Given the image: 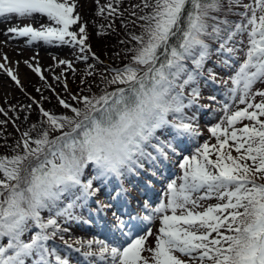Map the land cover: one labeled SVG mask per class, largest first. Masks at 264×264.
I'll list each match as a JSON object with an SVG mask.
<instances>
[{
  "label": "snow or ice",
  "instance_id": "obj_1",
  "mask_svg": "<svg viewBox=\"0 0 264 264\" xmlns=\"http://www.w3.org/2000/svg\"><path fill=\"white\" fill-rule=\"evenodd\" d=\"M95 3L97 15L111 18L97 35H106L117 18L125 29L132 26L119 41L122 66L97 70L104 62L92 50L76 0H0V19H47L5 34L28 45L73 48L87 65L81 84L90 93L70 91L66 72L75 76L77 69L68 59L54 65L65 71L52 72L68 98L57 92L35 62L37 53L35 63H24L63 111L45 108L42 101L51 97L37 88L41 100L29 97L19 109L27 121L36 106L35 122L22 130L17 108L0 106V264H72L54 241L73 249L65 234L81 221L77 210L112 182L119 197L125 179L162 176L170 154L179 157L180 174L168 180L163 199L155 206L144 201L143 214L113 212L109 239L77 241L75 252L87 248L85 264H264V87H257L264 86V0H139L123 11L124 0ZM214 55L219 59L209 67ZM2 59L0 72L22 88L9 57ZM216 67L231 74L219 77ZM88 77L99 80L88 84ZM218 82L225 86L218 101L223 117L208 128L216 143L183 155L201 135L196 113L207 107L200 104L201 85ZM8 124L19 133L11 143Z\"/></svg>",
  "mask_w": 264,
  "mask_h": 264
},
{
  "label": "rangeland",
  "instance_id": "obj_2",
  "mask_svg": "<svg viewBox=\"0 0 264 264\" xmlns=\"http://www.w3.org/2000/svg\"><path fill=\"white\" fill-rule=\"evenodd\" d=\"M107 2L108 0H100V4L102 5L106 4ZM138 2L139 0H124V4L121 10L123 11L124 8H129V5L136 4ZM80 3H84L88 8L91 9V13H89L87 17L84 18L82 17V18H83V22L87 23L88 25V31L91 37L90 43L92 45V50L96 53V55L100 58V60L104 62L103 66L97 65V70L102 71L104 66H111V67L122 66L127 61L124 60L122 56L121 57L116 56V53L123 52L125 45L120 44L119 41L127 39L126 33L130 30H133L132 26L129 25V28L125 29L121 25V19L117 18L115 20L113 29H108L107 27L105 28V31L107 33L106 35L103 36L97 35V32L100 30L98 26L100 24H105L107 26L111 18H109V20H105L103 17L97 15L98 9L95 0H80ZM130 11L131 9H129V11L124 12L123 20L125 22H127L131 18ZM23 20L27 21V19H23ZM24 25L25 24L21 23L20 26H24ZM35 26L38 27L37 25ZM135 31H139V29H135ZM61 49H63V52H58L54 54L52 53L50 54L49 52L44 51L50 54V56L48 55L50 57V60L44 61L43 60L44 57L41 56L38 50L28 45L26 39H22L19 42H15L13 41V39H10L9 36L5 39L0 38V60L3 61L2 58L5 54L9 57V61L11 62L9 66L13 67L14 70L18 73V76L22 84V88L20 86H17L11 80L10 77L0 72V106L5 108L15 107L19 111V109H21L24 105H27L32 102L29 99V97H34L36 100H41V93L36 91L37 88H40L43 90V95L51 97L50 103L48 101H42L44 107L47 109H53L54 107H56V98L51 92L46 90L45 82L42 81L36 73L32 72L28 68V66L24 63L25 60L33 62L31 58L33 56H37V53H38L37 61L35 62H38L39 65L44 69V74L48 78V82L52 83L53 86L56 87L57 92H60L62 95L65 96V98H68V95L63 92V85L61 84L57 86V83L52 79L53 71L57 75H59L62 71H65V66L54 67L57 61L59 59H68L73 61V64L77 69L75 76H73V73L70 70L66 72L70 91L72 93H80V90L84 89V91L80 94L82 95L90 94L87 91V85L81 84V78L84 74V71L87 68V65L84 62L75 59V50L73 48L68 46H63L61 47ZM53 57H55L56 60H54ZM217 59H219V57L214 55L212 57V60L208 62V66L214 67L213 62L216 61ZM17 62L19 63L17 64ZM88 63H95V61L89 60ZM216 72L218 73L219 77H223L227 79L228 70H222L219 67H216ZM87 79H88V84H94V82H98L99 77H95V78L88 77ZM211 87L212 84L202 83L201 85L203 99L200 100V104L205 105L207 107H204V109L201 108L199 112L196 113L198 117L197 123L199 125L201 135L196 140L191 142L192 145L191 148L196 147L197 145H202L205 141L209 142L210 144L216 143L215 138L211 136L210 132L208 131V128L214 125L215 123H217V121H219L223 117V113L218 111V109L221 106L220 103H218V101L223 99L222 92L224 89L223 88L224 84L222 82H218L216 92H212ZM257 87H264V86L258 85ZM92 91L95 93L98 92V89L93 87ZM211 95H216L217 101H212L208 99V97ZM35 107L36 106L33 105L34 110L32 112L30 120L27 121L23 119V117L27 114V112L19 111L21 120L18 123L21 124L22 130L27 129L31 122H35L36 120ZM56 110L63 111V109L58 107H56ZM193 111H195V109L189 110V115H191ZM9 115H16V113L10 111ZM0 119H4V117L0 116ZM246 122L247 121H245V123ZM9 133L12 134L8 136L10 143L15 138L19 137V133L15 132L14 126L12 124L7 125L6 134ZM164 138L166 139L167 137ZM1 150L4 151V149ZM186 155H190V154L188 153ZM172 157L175 158V156ZM146 167H148V165H146ZM140 176H144L146 178L147 175L145 173H141ZM210 202L211 201H208L206 203H210ZM112 220H113L112 215L107 216V218L105 219L106 226L109 225V222ZM93 228L95 229V226H93ZM94 229H91L89 233H81V234H86L84 235L85 237H88L91 234L90 235L91 237H89V239H106L105 237H101L100 233L97 234L96 231H94ZM152 230L153 233L155 234L157 230L156 224ZM76 240L81 241V237H77ZM148 243L154 246L155 243L154 237H149ZM93 250H96L95 245L93 246Z\"/></svg>",
  "mask_w": 264,
  "mask_h": 264
},
{
  "label": "bare ground",
  "instance_id": "obj_3",
  "mask_svg": "<svg viewBox=\"0 0 264 264\" xmlns=\"http://www.w3.org/2000/svg\"><path fill=\"white\" fill-rule=\"evenodd\" d=\"M77 3V12L84 18L87 17L89 13H91V9L88 8L84 3H80V0H76ZM75 14V13H74ZM22 24H35L38 27L40 26V24H45L48 23L47 19H40L39 17H37L36 19H27L26 20H20V19H9V20H1L0 19V38H7L8 35L5 34V31L8 27H12V26H20ZM34 25V26H35ZM22 39H26V38H17V39H13V41L15 42H19ZM32 47H34L36 50H38V52L41 54V56L44 57V61L46 60H50V54H54V53H58V52H63V49H61L60 46H48V45H44L42 42L34 44V45H30ZM47 51L50 54L44 52ZM49 55V56H48Z\"/></svg>",
  "mask_w": 264,
  "mask_h": 264
},
{
  "label": "trees",
  "instance_id": "obj_4",
  "mask_svg": "<svg viewBox=\"0 0 264 264\" xmlns=\"http://www.w3.org/2000/svg\"><path fill=\"white\" fill-rule=\"evenodd\" d=\"M215 46H216L215 44H212V47H213V48H215ZM0 151H2V150L0 149Z\"/></svg>",
  "mask_w": 264,
  "mask_h": 264
}]
</instances>
